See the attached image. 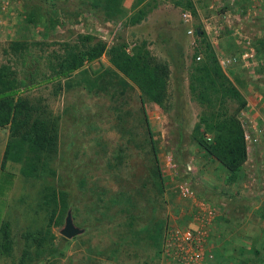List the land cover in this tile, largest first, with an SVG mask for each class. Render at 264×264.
<instances>
[{
    "label": "rangeland",
    "instance_id": "374dc122",
    "mask_svg": "<svg viewBox=\"0 0 264 264\" xmlns=\"http://www.w3.org/2000/svg\"><path fill=\"white\" fill-rule=\"evenodd\" d=\"M100 1L0 0V63L14 66L20 77L36 72V83L18 94L58 133L54 176L25 177L15 161L7 162L9 176L0 169V243L4 222L12 240L10 253L0 249V264H193L168 243L175 230L196 236L201 257L195 264H264V47L256 50L253 67L222 66L239 86L247 82L262 95L251 112H240L249 158L231 176L193 135L204 107L189 88L199 48L187 31L205 32L218 61L238 51L230 27L259 46L264 0L226 4L229 21L218 23L220 33L204 26L211 16L207 0H192L198 15L191 22L183 20L182 0H121L122 12L113 15L97 12ZM138 9L145 15L131 23ZM14 41L28 44L24 57L13 53ZM97 41L123 43L129 51L145 43L156 61L167 63L164 102L142 95L106 52L58 75L67 45L84 50ZM93 79L101 89L86 85ZM234 106L228 101L229 110ZM10 138L9 127H0V163ZM45 185L66 193L67 212L83 233L62 236L65 217L49 223ZM39 230L46 237L40 249L28 236Z\"/></svg>",
    "mask_w": 264,
    "mask_h": 264
},
{
    "label": "trees",
    "instance_id": "16d2710c",
    "mask_svg": "<svg viewBox=\"0 0 264 264\" xmlns=\"http://www.w3.org/2000/svg\"><path fill=\"white\" fill-rule=\"evenodd\" d=\"M178 3L184 6V11H190L193 18L198 15L192 0H182ZM98 4L100 6L97 12L103 11L108 15L122 12L121 0H101L94 7H98ZM144 15L145 10L138 9L132 14L130 22L138 23ZM195 35L199 48L197 51L201 58L191 66L189 88L195 99L204 107V111L194 126L193 135L200 147L222 164L232 176L241 169L248 158L245 129L239 117L240 112L246 107L247 100L239 90L238 84L241 82L231 78L220 65L205 32L195 30ZM86 38L90 39L89 36ZM255 47L258 52H262L264 42ZM11 49L21 58L28 52V44L14 41ZM105 52L116 71L136 85L142 95L158 105L164 102L168 65L156 61L145 43L135 45L131 51L123 43L107 47L101 41H97L86 46L84 50H80L78 46L67 45L63 56L58 60V75L70 73L82 67L86 61H93ZM198 54L194 53V58ZM35 75V71H30L25 77H20L14 66L0 63V127L8 126L11 137L3 150L0 169L5 171L7 162L15 161L21 163L20 173L25 177L54 176L56 171L50 166V162L58 150L55 123L34 114L32 102L18 94L22 88L36 83ZM87 82L86 85L90 89L100 88L97 79ZM228 101L235 104L232 110L228 109ZM206 134H211L210 139H207ZM151 143L155 151L152 139ZM5 173L10 175L7 171ZM156 175L161 186L159 166ZM66 198L65 192L51 185L43 187L41 199L49 213V223H62L69 208ZM1 227L0 249L4 253H10L12 240L9 224L4 222ZM28 236L38 243V249L46 239L40 230L36 235L29 233ZM28 253L25 250L24 257Z\"/></svg>",
    "mask_w": 264,
    "mask_h": 264
},
{
    "label": "built area",
    "instance_id": "2783aa9c",
    "mask_svg": "<svg viewBox=\"0 0 264 264\" xmlns=\"http://www.w3.org/2000/svg\"><path fill=\"white\" fill-rule=\"evenodd\" d=\"M234 0H207V9L211 12V16L207 20H203L205 28H210L214 33H220L218 23L225 22L226 25L229 21V14H227L226 4L232 5ZM183 20L185 22H191L193 15L190 11H184ZM232 28V36L235 38V43L238 51L225 57H221V66H231L242 64L246 67H253L256 61V47L251 35L245 33L240 28ZM188 33H195L193 27L187 29ZM198 60L201 58V54L196 57ZM264 113V106H263ZM246 140L248 135L245 133ZM210 139V138H208ZM169 244L178 245L181 249L182 257L189 259L193 264L195 261L200 260L201 253L198 250L197 238L190 230H175L168 234Z\"/></svg>",
    "mask_w": 264,
    "mask_h": 264
},
{
    "label": "water",
    "instance_id": "95a60500",
    "mask_svg": "<svg viewBox=\"0 0 264 264\" xmlns=\"http://www.w3.org/2000/svg\"><path fill=\"white\" fill-rule=\"evenodd\" d=\"M60 234L65 238L72 239L75 236L84 232L82 227L77 226L74 223L73 217L70 211L67 212L64 223L62 224L61 228L59 229Z\"/></svg>",
    "mask_w": 264,
    "mask_h": 264
},
{
    "label": "crops",
    "instance_id": "0c3cea01",
    "mask_svg": "<svg viewBox=\"0 0 264 264\" xmlns=\"http://www.w3.org/2000/svg\"><path fill=\"white\" fill-rule=\"evenodd\" d=\"M238 79H241V78H238ZM239 90L241 91V93L244 95V97L247 100V104L245 108L246 111L248 110L249 112H251L253 108H255L256 102L258 101L257 97L260 98V96L262 95L260 93H256L252 91L250 84H248L247 82L242 83L239 87ZM247 150H248V145H247ZM248 158H249V151H248Z\"/></svg>",
    "mask_w": 264,
    "mask_h": 264
}]
</instances>
